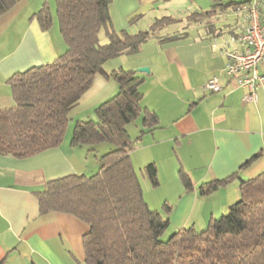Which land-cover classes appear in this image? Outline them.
<instances>
[{
  "label": "crops",
  "instance_id": "crops-1",
  "mask_svg": "<svg viewBox=\"0 0 264 264\" xmlns=\"http://www.w3.org/2000/svg\"><path fill=\"white\" fill-rule=\"evenodd\" d=\"M253 1L264 21V0H113L111 5L118 33L148 31L162 18L178 20L135 52L105 64L109 74L123 69L144 81L142 107L155 114L159 124L145 128L142 114L127 127L136 141L131 160L140 172L149 164L157 166L160 188L146 185L144 197L170 220L173 231L205 229L211 219L222 217L240 201L241 181L264 173V86L258 103L247 104L245 89L223 74L226 51L246 26L229 6ZM44 8L53 18L49 30L41 28L37 17ZM206 14L210 17H201ZM192 15L197 21H188ZM135 17L137 22L131 24ZM66 51L56 0H21L0 17V110L15 106L9 83L15 74L50 64ZM260 70L264 73V61ZM213 76H220V93L204 89ZM118 92L114 78L97 75L71 110L59 148L26 159L0 154V264H87L84 236L89 226L70 214L41 213L38 196L51 181L99 172V159L114 146L102 143L91 151L89 146L73 145L74 129L79 122L95 120V109ZM181 171L192 189H186ZM235 175L228 185L201 193L203 186Z\"/></svg>",
  "mask_w": 264,
  "mask_h": 264
},
{
  "label": "trees",
  "instance_id": "trees-1",
  "mask_svg": "<svg viewBox=\"0 0 264 264\" xmlns=\"http://www.w3.org/2000/svg\"><path fill=\"white\" fill-rule=\"evenodd\" d=\"M20 1L0 0V17ZM112 3L113 0H56L59 29L67 51L54 62L17 73L9 80L15 106L0 110V154L26 159L59 148L71 110L90 90L95 77H112L119 85L118 94L95 109V120L75 126L72 144L89 146L94 151L98 145L110 143L114 149L99 159L97 174H76L49 182L46 192L38 196L41 213L70 214L89 226L84 236L87 264H264V173L241 181L240 201L222 217L211 219L204 231L180 229L163 240L170 220L145 200L131 160L136 141L127 130L142 114L145 128H157L158 118L142 107L143 79L123 69L109 74L105 64L135 52L178 20L162 18L148 31L118 33L112 24ZM238 5L229 7L235 9ZM37 17L43 30L52 27L49 8ZM196 19L192 15L188 21ZM137 20L135 17L130 23ZM103 31L106 44H101ZM141 172L152 187L160 185L155 164ZM235 177L203 186L201 193L210 194ZM181 178L186 189H192L191 180L182 171Z\"/></svg>",
  "mask_w": 264,
  "mask_h": 264
},
{
  "label": "built area",
  "instance_id": "built-area-1",
  "mask_svg": "<svg viewBox=\"0 0 264 264\" xmlns=\"http://www.w3.org/2000/svg\"><path fill=\"white\" fill-rule=\"evenodd\" d=\"M234 10L236 15L244 18L246 26L242 35L235 38V46L226 51L223 74L245 89V103L257 104L259 89L264 86V73L260 70L264 61V21L256 1L240 4ZM204 89L209 93H220L223 89L220 76H213Z\"/></svg>",
  "mask_w": 264,
  "mask_h": 264
},
{
  "label": "rangeland",
  "instance_id": "rangeland-1",
  "mask_svg": "<svg viewBox=\"0 0 264 264\" xmlns=\"http://www.w3.org/2000/svg\"><path fill=\"white\" fill-rule=\"evenodd\" d=\"M168 30H170V29H167V31ZM101 44H106L105 42L107 41L108 42V39H107V37H106V34H105V32L103 31L102 33H101ZM137 121H140V120H137ZM134 123H137V122H134ZM135 125V124H134ZM138 172V176H139V179L141 180V182H142V187H143V190H144V194H145V190H146V185H149L152 189H158V188H160L159 186L157 187V188H154V187H152L151 186V184H150V182L148 181V179H146L144 176H143V174L140 172V170H137ZM143 178H144V184H143ZM163 190H165V188L163 189ZM162 190V191H163ZM146 192H147V190H146ZM163 194H166V192H164ZM172 200L175 198L174 197V195L172 196V197H170ZM166 205V204H165ZM168 205V204H167ZM222 216V215H221ZM207 228V227H206ZM205 228V229H206ZM205 229H198V232H202V231H204ZM174 229L171 227V226H169V228H168V230H167V232L164 234V236H163V240H168L169 238H170V236L172 235V234H174V232L175 231H173Z\"/></svg>",
  "mask_w": 264,
  "mask_h": 264
},
{
  "label": "water",
  "instance_id": "water-1",
  "mask_svg": "<svg viewBox=\"0 0 264 264\" xmlns=\"http://www.w3.org/2000/svg\"><path fill=\"white\" fill-rule=\"evenodd\" d=\"M143 71H145V72H148V70H147V69H145V70H143ZM143 71H139V72H143Z\"/></svg>",
  "mask_w": 264,
  "mask_h": 264
}]
</instances>
